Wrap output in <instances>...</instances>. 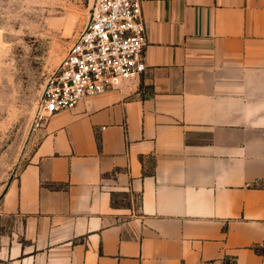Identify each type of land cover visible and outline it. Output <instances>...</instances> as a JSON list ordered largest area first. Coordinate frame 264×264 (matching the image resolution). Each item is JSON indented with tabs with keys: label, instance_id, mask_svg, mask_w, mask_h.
<instances>
[{
	"label": "crops",
	"instance_id": "crops-1",
	"mask_svg": "<svg viewBox=\"0 0 264 264\" xmlns=\"http://www.w3.org/2000/svg\"><path fill=\"white\" fill-rule=\"evenodd\" d=\"M141 1L146 70L44 119L0 264H264V0Z\"/></svg>",
	"mask_w": 264,
	"mask_h": 264
},
{
	"label": "rangeland",
	"instance_id": "rangeland-1",
	"mask_svg": "<svg viewBox=\"0 0 264 264\" xmlns=\"http://www.w3.org/2000/svg\"><path fill=\"white\" fill-rule=\"evenodd\" d=\"M93 2L0 0V201L34 153L47 79L85 27Z\"/></svg>",
	"mask_w": 264,
	"mask_h": 264
},
{
	"label": "built area",
	"instance_id": "built-area-1",
	"mask_svg": "<svg viewBox=\"0 0 264 264\" xmlns=\"http://www.w3.org/2000/svg\"><path fill=\"white\" fill-rule=\"evenodd\" d=\"M147 42L141 0H94L85 27L47 79L41 118L127 86L146 70Z\"/></svg>",
	"mask_w": 264,
	"mask_h": 264
}]
</instances>
